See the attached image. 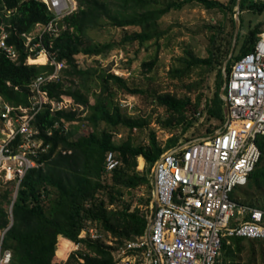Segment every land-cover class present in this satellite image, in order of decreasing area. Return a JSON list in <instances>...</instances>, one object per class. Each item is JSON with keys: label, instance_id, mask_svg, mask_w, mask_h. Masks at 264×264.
<instances>
[{"label": "trees", "instance_id": "16d2710c", "mask_svg": "<svg viewBox=\"0 0 264 264\" xmlns=\"http://www.w3.org/2000/svg\"><path fill=\"white\" fill-rule=\"evenodd\" d=\"M76 1L78 9L62 19L60 32L53 41V47L50 48L51 52L56 53L57 61L66 62L68 68L60 72L58 82L46 83L42 90L47 92L51 100L61 101L63 96H68L81 104L88 111L85 120L90 127L96 129H92L93 132L90 130L86 135L80 134L81 131L78 128L74 132H66L63 129L64 122L77 121V114L68 110L51 112V107L48 105H45L36 115L35 126L41 132V138L45 144L50 145V150L40 156L39 164L42 166L30 169L21 180L12 214L5 207L9 192L0 199V233L3 234L1 249L12 253L10 264H113L115 248L100 240L79 239L80 232L86 223L99 222L105 232L121 242L144 235L148 227L146 216L138 208L131 211V205H127L125 201L128 191L151 184L148 174L165 151L157 142L155 132H151L147 144L135 146L130 140L125 139L130 132L141 128L144 124L123 117L120 107L114 103L112 100L114 96L111 95L112 89L123 90L132 95L139 94L141 91L131 88L125 79L106 70L99 75V78L102 82V91L110 93L111 99L106 100L102 94H99V96L96 95L95 104H91L87 95L91 89L85 85V82L92 71L81 70L76 65L75 58L80 54L90 57L104 56L115 48L135 43L144 45L161 35L156 28L158 20L171 9H181L184 3L172 2L165 3L163 6L156 0ZM184 1L197 2L209 10L230 12L232 14L231 39L234 41L233 16L236 14L238 0H228L227 4L215 0ZM248 3H250V10L264 14V0H240L241 28L233 55L225 67L227 75L231 72L232 63L252 52L259 40V35L264 33L262 30L264 23H260L257 27L250 29L246 35L243 34L244 21L241 13ZM4 10L10 11V14H6ZM52 19L53 13L49 12L46 4L41 0H0V26L2 23L6 25L9 33L8 43L13 45L20 54L19 61L12 62L0 53V94L7 103L29 107V100L33 94L31 86L39 77H49L55 72L54 67L50 65L26 64L28 53L24 50L19 36L32 33L38 24L46 25ZM105 22L121 28L123 30L121 37L103 45L91 44L88 38L89 30L99 28ZM128 28L135 30L128 31L126 30ZM215 38V36L211 38L213 45H215ZM44 41L48 44L47 38H44ZM232 47L233 42L230 50ZM209 52V58L193 64H203L212 71L216 66L215 61L220 62V55L216 51ZM154 65V61L144 63L149 70ZM63 72L66 73L64 75L67 76L66 78ZM70 77L74 78L70 79ZM74 79H80L82 83L78 85ZM225 79L222 71H219L217 93L207 108L208 120L214 118L222 125L225 122L226 105L220 94L225 85ZM8 84L11 86L9 87ZM155 99L165 106L171 119L173 118L172 121L170 119L164 123L166 128L184 124L186 131L192 126L187 119L190 111L189 99H176L170 94L158 95ZM57 122L61 126L60 129L55 130L52 136H48L45 131ZM100 126L105 127L97 129ZM115 130H119L124 135L122 143H116L113 137ZM208 130L210 132L208 135H211L213 130ZM171 143L173 147L178 145L176 140ZM259 147L262 156L257 167L249 175L248 185L264 192V136L259 140ZM110 152L117 153L123 165L109 177L110 184L104 186L107 189L109 205L118 202L126 204L123 208L114 210L108 209L104 201L97 203L96 197L103 187L104 177L107 176L104 173V165ZM138 158L139 162L144 159L147 163L145 174H140L136 170ZM51 194H54L53 198ZM235 194L236 191L233 195L236 199ZM71 241L79 244L80 249L63 262L62 260L65 259L63 249L73 245ZM246 241L253 247L257 243L264 244L262 241L234 238L232 245L224 246L225 262L234 260L230 259L233 253L232 248L242 252Z\"/></svg>", "mask_w": 264, "mask_h": 264}, {"label": "built area", "instance_id": "2783aa9c", "mask_svg": "<svg viewBox=\"0 0 264 264\" xmlns=\"http://www.w3.org/2000/svg\"><path fill=\"white\" fill-rule=\"evenodd\" d=\"M41 1L53 13L52 21L38 24L32 33L18 35L28 53L25 63L33 65L31 60L44 55L46 64L53 66L55 72L49 77H39L31 86L29 107L11 105L0 95V108L3 107L0 124L6 128L1 129L0 139L15 140L21 154L18 165L8 169L9 181L14 180L15 174L22 180L30 169L42 166L40 156L50 150L34 123L45 105L51 107V112L76 113L78 120L73 123L83 130L80 134L90 131L85 120L88 111L81 104L68 96H63L61 101L51 100L42 90L46 83L58 81L66 66V62L57 61L56 53L50 48L68 13L61 16L63 0ZM8 38L6 25L2 23L0 53L17 62L20 54L8 43ZM44 38L48 39V44ZM79 57L75 58V63ZM225 77L223 126L213 135L178 144L155 162L150 174L152 212L148 227L144 235L126 241L117 250L113 264H222L224 246L231 245L232 239L264 242V210L252 208L233 197L262 156L259 140L264 136V33L259 35L253 51L235 61ZM66 124L69 123L64 122L65 131ZM60 127L57 122L45 133L52 136ZM86 127L88 130L84 129ZM122 165L117 153H108L105 175ZM100 238V233L92 226H85L79 235V239L92 241ZM74 246V250H79V244L74 243ZM11 259L12 253L0 247V264H10Z\"/></svg>", "mask_w": 264, "mask_h": 264}, {"label": "rangeland", "instance_id": "374dc122", "mask_svg": "<svg viewBox=\"0 0 264 264\" xmlns=\"http://www.w3.org/2000/svg\"><path fill=\"white\" fill-rule=\"evenodd\" d=\"M156 1L163 6L165 3H184L181 9H171L158 20L156 28L157 31L161 33L159 37L152 39L144 45L135 43L133 45L115 48L104 56L90 57L85 54H80L76 65L81 70L92 71V74L86 77L88 79H86L85 82V85L91 89V92L87 93L91 104H95L99 94H102L103 98L106 100L111 99L109 96L110 93L102 91V82L99 78V75L106 70L125 79L131 88L140 90L141 93L136 95L129 94L119 89H112L111 91V95L114 96L112 100L120 107L123 117L144 124L141 128H136V130L130 132L128 136H125V139L130 140L135 146L147 144L150 140L151 132H155L157 142L166 152L173 148L171 143L173 140H176L178 144L185 143L208 135V133H210L208 129H212V133L214 134L223 126L220 121L214 118L208 120L207 108L211 105V100L217 93V78L219 71H222L224 76L227 74L225 67L230 60V52L232 51V49L230 50V46L233 42V39H231L232 14L230 12L223 13L217 9H206L197 2L187 3L184 0ZM215 1L228 3V0ZM62 3L64 11L61 12V16H65L67 13L69 15L74 10L78 9V2L76 0H63ZM249 7L250 3L245 5V9L241 13L244 21V35H246L250 29L257 27L258 24L264 23V14L253 12ZM5 13L7 14V12ZM235 16L236 14L233 16L234 20ZM126 30L133 31L135 29L128 28ZM262 30L264 31V25L262 26ZM122 33L123 30L121 28L114 27L108 22H105L99 28L89 30L88 38L91 44L103 45L118 40ZM213 36L216 37L215 45H213L211 41ZM210 50L216 51L220 55V62L215 61L214 64L216 66L212 71L203 64H193L202 59L209 58ZM152 61H154L155 65L149 70L148 67L144 66V63H150ZM39 65L41 64H38V66ZM44 65H47L46 62ZM67 68L68 65L61 71H65ZM64 75H66V73L63 72V76ZM64 77L66 78L67 76ZM73 78L74 77H70V79ZM74 80L78 85L82 83L80 79ZM8 86L10 87L11 84H8ZM82 90L85 91L84 89ZM164 94H170L176 99H189L190 111L187 114V119L192 126L186 131L184 130V124L172 125L171 128H166L164 125V123L171 119V116L167 112L165 106L158 103L155 99L158 95ZM220 95L223 97L222 93ZM2 108L3 107L0 109ZM172 120L173 118L171 121ZM104 127L105 126H100L97 129H103ZM0 128L3 129L5 127L3 124H0ZM66 128V132L69 133L76 131L77 128L79 131L81 130L83 132L81 127L76 125V123L66 124ZM89 128L91 132H93L92 129H96L90 126ZM84 129L88 130V127ZM113 132H115V134L113 133V135H115L113 137L116 143H122L124 135H120L119 130ZM212 133L211 135H213ZM170 146H172V148ZM137 161V172L145 174L147 163L144 160V166L140 167L139 158ZM150 174H148L149 178ZM111 175L112 174H108L104 177L102 181L103 187L99 194L96 195L97 203L104 201L106 207L112 210L121 209L123 206H126V204H130L131 211L138 208L148 220L152 212V201H150L152 199V184L128 191V197H126L125 201L126 204L118 202L114 205H109L106 192L107 189L104 186L110 184L109 177H111ZM12 183L6 182L5 177H0V199L6 192H9L7 203L5 204L6 210L9 213L18 186V184ZM248 183L249 179L236 189V199L252 208L263 210L264 192L260 191L258 188L249 187ZM53 197L54 194H51V198ZM86 226L95 228L101 235L100 241L115 248L113 256L114 259H116L118 255L117 250L128 240L121 242V240L114 238L111 234L105 232L102 225L97 221H88ZM2 240L3 234L0 233V245H2ZM72 247L75 249L73 245H70V247L66 246L63 249L65 259L71 249H73ZM74 252H76V250H74ZM232 252L230 259L234 260L225 262L226 258L223 254L221 257L222 263L264 264V244L257 243L253 247L246 241L243 244L242 252H238L234 247L232 248Z\"/></svg>", "mask_w": 264, "mask_h": 264}, {"label": "bare ground", "instance_id": "6f19581e", "mask_svg": "<svg viewBox=\"0 0 264 264\" xmlns=\"http://www.w3.org/2000/svg\"><path fill=\"white\" fill-rule=\"evenodd\" d=\"M44 56V55H43ZM41 56V57H43ZM46 62V58H39L36 60H31V63L33 64H41L44 65ZM1 131V128H0ZM1 137V135H0ZM21 154L19 153V151L16 149V142L15 140H10V139H5L3 141H1L0 139V177H5L6 175H9L8 173V169L9 168H13L15 166L18 165V163L21 161ZM144 166V160L140 162V167ZM14 176V180L13 181H9L6 178V182H14L16 185L18 184L17 188H16V195L14 197L13 202L15 203L16 198H17V194H18V190L21 184V176L18 174L13 175ZM11 204V209H10V213L12 214V209H13V203Z\"/></svg>", "mask_w": 264, "mask_h": 264}, {"label": "water", "instance_id": "95a60500", "mask_svg": "<svg viewBox=\"0 0 264 264\" xmlns=\"http://www.w3.org/2000/svg\"><path fill=\"white\" fill-rule=\"evenodd\" d=\"M239 7H240V0H238L237 8H236L237 13H236V16H235V34H234V41H233V47H232L230 58L232 57L233 52L235 50L237 39H238V35H239V31H240V26H241L240 8ZM222 93H223V89H222Z\"/></svg>", "mask_w": 264, "mask_h": 264}, {"label": "crops", "instance_id": "0c3cea01", "mask_svg": "<svg viewBox=\"0 0 264 264\" xmlns=\"http://www.w3.org/2000/svg\"><path fill=\"white\" fill-rule=\"evenodd\" d=\"M142 159H143V158H142ZM143 160H144V159H143ZM71 242H72V241H71ZM58 243H59V238H58ZM72 244H73V246H74V242H72ZM57 245H58V244H57ZM72 248H73V247H72ZM73 250H74V248L71 249V251L69 252L67 258L62 260L63 262H66V261L68 260V258L70 257V255L73 253ZM56 251H57V246H56Z\"/></svg>", "mask_w": 264, "mask_h": 264}, {"label": "clouds", "instance_id": "9594fccd", "mask_svg": "<svg viewBox=\"0 0 264 264\" xmlns=\"http://www.w3.org/2000/svg\"><path fill=\"white\" fill-rule=\"evenodd\" d=\"M43 2V1H42ZM33 65H38V64H33ZM43 66H48V65H43ZM1 247V246H0ZM2 248V247H1Z\"/></svg>", "mask_w": 264, "mask_h": 264}]
</instances>
